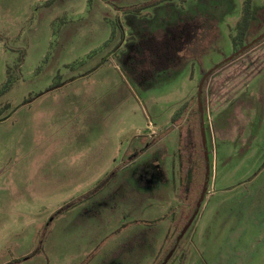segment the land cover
I'll use <instances>...</instances> for the list:
<instances>
[{"label": "rangeland", "instance_id": "374dc122", "mask_svg": "<svg viewBox=\"0 0 264 264\" xmlns=\"http://www.w3.org/2000/svg\"><path fill=\"white\" fill-rule=\"evenodd\" d=\"M183 21V65L138 79ZM263 32L264 0H0V264H161L207 163L166 264H264V38L228 59Z\"/></svg>", "mask_w": 264, "mask_h": 264}, {"label": "trees", "instance_id": "16d2710c", "mask_svg": "<svg viewBox=\"0 0 264 264\" xmlns=\"http://www.w3.org/2000/svg\"><path fill=\"white\" fill-rule=\"evenodd\" d=\"M251 10L250 2L247 1L243 30L249 25ZM131 11L136 12L138 8L134 7ZM202 28V23L183 21L167 24L160 36L153 31L143 33L134 44V49L139 52L137 55L133 54L136 63L132 67L136 77L146 81H156L181 67L184 62V51L199 38Z\"/></svg>", "mask_w": 264, "mask_h": 264}, {"label": "water", "instance_id": "95a60500", "mask_svg": "<svg viewBox=\"0 0 264 264\" xmlns=\"http://www.w3.org/2000/svg\"><path fill=\"white\" fill-rule=\"evenodd\" d=\"M262 38H264V32L259 37H257L256 39H254L252 42L246 43L238 51H236L230 57H228V59H233L235 56L239 55L240 53H242L243 51H245L246 49H248L252 45H254L256 42L260 41ZM204 79H205V76L201 80V82L199 84V89H198L199 90L198 91V96H199V99H198V101H199V111H200V114H201V125H202V133H203V136L205 134L204 125H203V123H204V111H203V107H202L203 102H202V100L200 98V95H201V92H202V86H203ZM203 144L206 147L205 137H204V140H203ZM205 153L206 154L208 153V150L206 148H205ZM209 175H210V168H209V164L207 163L206 180L204 182V187H203L201 196L199 198V201L197 203V207H196L195 213L192 215L191 219L189 220V222L187 223V225L184 227L182 233H180V235L177 237V240H176L175 245L173 246V248L171 249L169 255L166 258V260L162 264H166L168 262L169 258L171 257V255L173 254L175 248L177 247V244H178V242L180 240V237H182V235L188 229V227L191 224V222L193 221V219L196 217V215H197V213H198V211H199V209H200V207L202 205V202L204 200V196H205V194L207 192L208 182H209Z\"/></svg>", "mask_w": 264, "mask_h": 264}, {"label": "flooded vegetation", "instance_id": "af4514ba", "mask_svg": "<svg viewBox=\"0 0 264 264\" xmlns=\"http://www.w3.org/2000/svg\"><path fill=\"white\" fill-rule=\"evenodd\" d=\"M196 207H197V206H196ZM183 229H184V227L182 228V230H181L180 233H182ZM186 231H187V230H186ZM179 235H180V234H179ZM183 235H184V234H183ZM183 235H182V237H183ZM182 237H180V239H181ZM176 240H177V238H176ZM175 243H176V242H175ZM175 243L173 244V246L175 245ZM178 243H179V242H178ZM177 247H178V246H177ZM177 247H176V248H177ZM172 248H173V247H172ZM172 248H171V249H172ZM176 248H175V250H176ZM175 250H174V251H175ZM170 251H171V250H170ZM170 251H169V253H170ZM169 253H168V255H169ZM173 253H174V252H173ZM168 255H167V256H168ZM172 255H173V254H172ZM172 255H171V256H172ZM167 256L165 257V259L163 260V262L166 260ZM169 260H170V258H169ZM169 260H168V262H169ZM163 262H162V263H163ZM162 263H161V264H162Z\"/></svg>", "mask_w": 264, "mask_h": 264}, {"label": "crops", "instance_id": "0c3cea01", "mask_svg": "<svg viewBox=\"0 0 264 264\" xmlns=\"http://www.w3.org/2000/svg\"><path fill=\"white\" fill-rule=\"evenodd\" d=\"M182 190V189H181ZM181 192V191H180ZM187 207V206H186Z\"/></svg>", "mask_w": 264, "mask_h": 264}]
</instances>
